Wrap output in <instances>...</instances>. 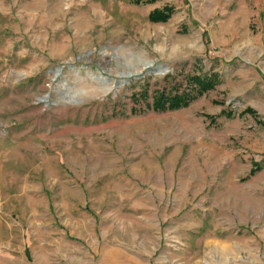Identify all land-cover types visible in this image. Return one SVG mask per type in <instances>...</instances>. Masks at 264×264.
Listing matches in <instances>:
<instances>
[{
  "label": "rangeland",
  "instance_id": "obj_1",
  "mask_svg": "<svg viewBox=\"0 0 264 264\" xmlns=\"http://www.w3.org/2000/svg\"><path fill=\"white\" fill-rule=\"evenodd\" d=\"M108 262L264 264V0H0V264Z\"/></svg>",
  "mask_w": 264,
  "mask_h": 264
},
{
  "label": "trees",
  "instance_id": "obj_2",
  "mask_svg": "<svg viewBox=\"0 0 264 264\" xmlns=\"http://www.w3.org/2000/svg\"><path fill=\"white\" fill-rule=\"evenodd\" d=\"M134 2L139 3L140 0H134ZM172 11V7L166 5L161 9L151 10L148 14V18L150 21L164 22L171 16ZM218 82L219 75L216 72L194 74L187 78V83L191 86V89L182 93L175 92L174 94L165 91L155 92L149 107L154 111L175 110L186 107L192 99L214 88Z\"/></svg>",
  "mask_w": 264,
  "mask_h": 264
},
{
  "label": "water",
  "instance_id": "obj_3",
  "mask_svg": "<svg viewBox=\"0 0 264 264\" xmlns=\"http://www.w3.org/2000/svg\"><path fill=\"white\" fill-rule=\"evenodd\" d=\"M145 65H147L146 63H144V64H141V66H145ZM150 66V65H149ZM149 66H147L146 68H148ZM149 70H153V71H155L156 70V68H152V69H149ZM137 74H138V68L137 67H135V68H133L131 71H128L126 74H123V75H126L127 77H129V76H137Z\"/></svg>",
  "mask_w": 264,
  "mask_h": 264
},
{
  "label": "crops",
  "instance_id": "obj_4",
  "mask_svg": "<svg viewBox=\"0 0 264 264\" xmlns=\"http://www.w3.org/2000/svg\"><path fill=\"white\" fill-rule=\"evenodd\" d=\"M64 259L66 260V258H64ZM64 259H63V260H64ZM63 260H62V262H64ZM101 260H102V261H104V260H105V256H104V257H102V259H101ZM107 264H113V263H112V262H108Z\"/></svg>",
  "mask_w": 264,
  "mask_h": 264
},
{
  "label": "bare ground",
  "instance_id": "obj_5",
  "mask_svg": "<svg viewBox=\"0 0 264 264\" xmlns=\"http://www.w3.org/2000/svg\"><path fill=\"white\" fill-rule=\"evenodd\" d=\"M145 63H146V62H145ZM147 66H149V65H147ZM147 66H146V67H147ZM142 67H143V66H142ZM213 245H214V244H213ZM217 247H218V246H217ZM224 249H225V248H224Z\"/></svg>",
  "mask_w": 264,
  "mask_h": 264
}]
</instances>
